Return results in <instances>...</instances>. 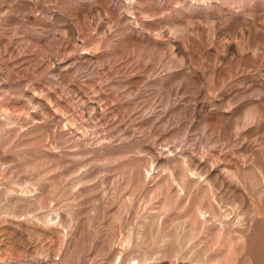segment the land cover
<instances>
[{
  "label": "rangeland",
  "instance_id": "1",
  "mask_svg": "<svg viewBox=\"0 0 264 264\" xmlns=\"http://www.w3.org/2000/svg\"><path fill=\"white\" fill-rule=\"evenodd\" d=\"M0 264H264V0H0Z\"/></svg>",
  "mask_w": 264,
  "mask_h": 264
}]
</instances>
